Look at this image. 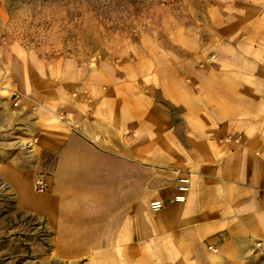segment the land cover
I'll return each instance as SVG.
<instances>
[{"label": "crops", "instance_id": "obj_1", "mask_svg": "<svg viewBox=\"0 0 264 264\" xmlns=\"http://www.w3.org/2000/svg\"><path fill=\"white\" fill-rule=\"evenodd\" d=\"M227 48L195 69L14 65L16 104L0 93V264L3 229H48L83 264H264V31Z\"/></svg>", "mask_w": 264, "mask_h": 264}, {"label": "rangeland", "instance_id": "obj_2", "mask_svg": "<svg viewBox=\"0 0 264 264\" xmlns=\"http://www.w3.org/2000/svg\"><path fill=\"white\" fill-rule=\"evenodd\" d=\"M260 30L264 0H0V93L6 87L15 105L20 60L33 70L66 59L195 69L214 64L220 45L230 54L251 47ZM3 230L12 243L4 264H83L55 247L48 229Z\"/></svg>", "mask_w": 264, "mask_h": 264}, {"label": "built area", "instance_id": "obj_3", "mask_svg": "<svg viewBox=\"0 0 264 264\" xmlns=\"http://www.w3.org/2000/svg\"><path fill=\"white\" fill-rule=\"evenodd\" d=\"M13 99H18V94H14ZM16 104V102L14 103ZM189 177L186 176H180L176 179V190H177V194L173 196L172 200L173 201H178V202H182L185 200L186 197V192L189 189ZM33 188L35 191L37 192H43L46 189L45 183L42 179L37 178L34 181L33 184ZM163 206V202L161 201H156L154 203H152L151 207L152 209H159ZM213 251H215V248H212Z\"/></svg>", "mask_w": 264, "mask_h": 264}]
</instances>
